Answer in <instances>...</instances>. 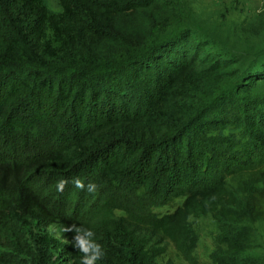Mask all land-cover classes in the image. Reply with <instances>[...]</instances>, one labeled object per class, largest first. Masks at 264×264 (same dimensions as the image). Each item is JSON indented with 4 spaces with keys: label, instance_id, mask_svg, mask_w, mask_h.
I'll return each mask as SVG.
<instances>
[{
    "label": "trees",
    "instance_id": "1",
    "mask_svg": "<svg viewBox=\"0 0 264 264\" xmlns=\"http://www.w3.org/2000/svg\"><path fill=\"white\" fill-rule=\"evenodd\" d=\"M0 1L11 11L0 14V264H25L20 255L79 264L69 225L93 229L105 253L97 264H154L169 243L194 264L190 219L207 214L218 224L214 263L264 264L252 228L264 220V13L241 29L239 52L177 0H59L55 14L47 0ZM149 6L164 10L166 32L132 47L110 36L117 16ZM47 23L68 55L112 37L122 69L101 77L15 65L21 49L37 59L48 47ZM61 177L69 183L58 191ZM179 198L171 212L153 210ZM28 222L49 254L32 251Z\"/></svg>",
    "mask_w": 264,
    "mask_h": 264
},
{
    "label": "rangeland",
    "instance_id": "2",
    "mask_svg": "<svg viewBox=\"0 0 264 264\" xmlns=\"http://www.w3.org/2000/svg\"><path fill=\"white\" fill-rule=\"evenodd\" d=\"M183 9L200 24L215 27L225 33V38L229 44L235 45L239 52L246 48V40L242 36L241 29L246 25L258 23V18L264 13V0H177ZM47 8L51 13L62 12L59 0H47ZM164 10L157 6L138 8L134 11H126L125 14L117 16L112 25V34L120 36L128 42L129 47L141 40L142 37L161 35L169 28L161 24V14ZM0 14L8 17L11 14L9 8L0 1ZM87 21H91V15H85ZM45 40H48V47L44 45L40 50V57L32 59L31 56L22 50L20 62L15 63L21 68H42L52 72L56 70L64 71L68 74H87L105 77L120 72L124 57L117 56L116 48L118 44L109 38L89 39L86 41L87 47L82 46L73 50L74 55L64 52L61 40L52 31L50 24L45 26ZM249 42H259V38H251ZM78 45V44H77ZM189 78V77H187ZM243 176L230 177L229 184L232 187L238 186L239 179ZM182 198L173 199L165 205L153 207L158 213L171 212L181 204ZM190 223L198 236V243L195 249L194 264H216L211 255L216 250V235L218 224L212 214L192 217ZM255 231L257 248L253 251L264 259V220L252 224ZM48 233L53 237H58L57 227L48 228ZM25 240L33 252L38 254H49L40 244L41 232L36 226L28 222L23 228ZM8 253L1 249L0 256ZM22 262L30 263V260L20 255ZM154 264H191L169 243L166 251L159 255Z\"/></svg>",
    "mask_w": 264,
    "mask_h": 264
},
{
    "label": "clouds",
    "instance_id": "3",
    "mask_svg": "<svg viewBox=\"0 0 264 264\" xmlns=\"http://www.w3.org/2000/svg\"><path fill=\"white\" fill-rule=\"evenodd\" d=\"M71 182L76 188L85 189L89 193H94L97 190L96 183L92 181H89L88 184L85 185L83 180L78 177H74ZM67 183H69L68 179L61 177L56 183L57 190L63 191ZM71 228H74L76 232L74 237L75 247L83 253V255L79 257V264H97L98 261H102L105 253L102 245L94 238L95 233L93 229L69 225L63 228L62 231H66Z\"/></svg>",
    "mask_w": 264,
    "mask_h": 264
}]
</instances>
